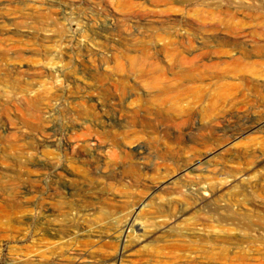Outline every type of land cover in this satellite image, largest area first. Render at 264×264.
Listing matches in <instances>:
<instances>
[{
	"label": "rangeland",
	"instance_id": "obj_1",
	"mask_svg": "<svg viewBox=\"0 0 264 264\" xmlns=\"http://www.w3.org/2000/svg\"><path fill=\"white\" fill-rule=\"evenodd\" d=\"M186 1L0 0V264H264V210L235 201L243 189L264 203L262 174L256 185L231 180L254 173L264 148L245 165L249 153L203 146L226 105L215 120L188 119L191 106L150 85L169 84L170 43L187 37L186 56L202 48L203 64L242 57L254 70L264 0ZM196 8L214 22L192 36L184 22L196 23ZM248 138L264 147L259 128L237 144ZM207 184L222 186L218 202ZM203 196L212 225L227 209L237 224H196L187 209Z\"/></svg>",
	"mask_w": 264,
	"mask_h": 264
},
{
	"label": "bare ground",
	"instance_id": "obj_2",
	"mask_svg": "<svg viewBox=\"0 0 264 264\" xmlns=\"http://www.w3.org/2000/svg\"><path fill=\"white\" fill-rule=\"evenodd\" d=\"M181 1L186 4L188 3L186 0ZM235 2L241 6L243 4L242 0ZM257 10L258 8H256V11ZM195 11H198L196 23L192 21L184 22V26L188 31H191L192 36L200 35L202 32H208V22H214V19L203 16L204 11L200 8H196ZM257 14L260 27L264 31V14L258 11ZM221 24H225V22L221 21ZM224 26H228V24ZM230 30L234 33L235 29L232 27ZM194 45V39L191 37H187L182 42L170 43V53L175 57V59H172V65L178 69V71L175 72L170 82L168 81V85L158 88L157 84L159 82L156 83L158 79L156 82L152 80V82L155 83H150V85L153 86L154 89H160V93L170 95L171 101L175 100L177 103H186L191 106L188 107L190 108V112L187 114L188 119L193 120L198 118L200 121H205L207 119L215 120L214 117L218 108L221 105H226V111L220 117L223 119L222 122L224 123V127L221 130H210L208 135L202 138V145L207 146L209 142L214 141L219 146H225V153L234 154L238 150L249 153L250 156L248 158H243V164L248 165L252 163V159L254 158L255 153H253V150H255V148H253V145L258 144L257 146L263 149V144L257 141L258 138L257 140L256 138H248L247 141H243L239 144H237L236 140L246 132L255 128H259L261 133H264V89H262L264 88V62H254L253 65L256 66L258 70L254 67V70L247 73L242 71L244 66H246L242 57H234L231 58L229 62L222 61L208 66L201 63V60L207 57L211 53L210 51H204L200 48L199 52L192 54V56L184 55L187 51L194 49ZM219 53L227 54L228 51L220 50ZM242 53L246 56L247 52L245 53L242 50ZM154 67L156 71L161 72L160 68L162 67L159 66V64L155 63ZM209 68L214 69V71L207 72ZM140 76L145 77L147 74L142 71L140 72ZM163 80L166 81V79H162V81ZM257 81H261V85L256 84L255 82ZM229 140L231 141L229 142ZM227 141L228 143H226ZM240 147L243 149H239ZM253 167L254 173L243 174L238 180L236 178L231 179L232 183H240L241 186L249 183H254L256 185L257 179L255 176L257 174H262L259 175L258 182L262 185V189L264 190V155L259 156L258 161L252 168ZM61 170L62 172L64 171L62 168ZM226 180L225 178L223 181ZM143 184L144 187L146 186V188L148 187L149 189L150 183ZM221 190V185L214 186L212 184H207L203 187V191L210 194V203L218 202ZM175 193L178 194V192ZM201 195L207 196L206 194ZM204 196L198 203L194 202L193 206L187 209V211L198 213L199 216L195 218V223L208 232L231 230L233 226L237 224L236 222L239 220L238 214L240 213L227 209L224 214H218L216 223L212 225L213 215L212 212L206 211L205 209L204 204L207 200L204 199ZM238 196L240 199L235 200L237 205L236 209L240 206H249L255 212L260 209L264 210V203L256 202L245 190H240ZM4 208L10 211H18L19 206L10 204L4 206ZM242 216L247 218L246 214ZM16 218L18 217H14V219ZM251 224L252 223L249 221L245 223L247 227ZM55 235L58 241L61 242V233L58 232Z\"/></svg>",
	"mask_w": 264,
	"mask_h": 264
}]
</instances>
